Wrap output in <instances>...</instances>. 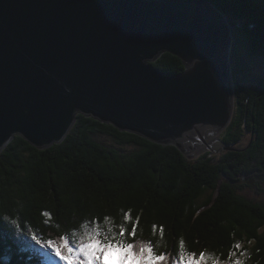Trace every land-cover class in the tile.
Wrapping results in <instances>:
<instances>
[{"label":"trees","instance_id":"trees-1","mask_svg":"<svg viewBox=\"0 0 264 264\" xmlns=\"http://www.w3.org/2000/svg\"><path fill=\"white\" fill-rule=\"evenodd\" d=\"M208 1L233 25L235 112L221 140L239 150L190 160L174 145L82 114L49 148L16 136L0 154V264H66L48 240L62 244L70 233L75 248L90 232L115 239L121 225L132 227L126 212L139 218L128 241L151 243L164 264L180 259L181 240L186 256L203 252L206 263L264 264V204L241 193L243 174L264 178V76L246 84V58H264V0ZM153 66L172 76L185 69L170 53Z\"/></svg>","mask_w":264,"mask_h":264},{"label":"water","instance_id":"water-1","mask_svg":"<svg viewBox=\"0 0 264 264\" xmlns=\"http://www.w3.org/2000/svg\"><path fill=\"white\" fill-rule=\"evenodd\" d=\"M231 22L208 0H0V153L46 149L82 114L191 160L235 111ZM179 75L155 68L162 54Z\"/></svg>","mask_w":264,"mask_h":264},{"label":"snow or ice","instance_id":"snow-or-ice-1","mask_svg":"<svg viewBox=\"0 0 264 264\" xmlns=\"http://www.w3.org/2000/svg\"><path fill=\"white\" fill-rule=\"evenodd\" d=\"M124 220L132 223L131 229L121 225L115 239H100L99 233L88 236L86 242L73 248L67 237H61L62 244H57L52 240L46 242V246L51 247L54 254L66 264H164L167 257L161 253L157 254L151 243H142L139 246L128 241V237L135 238L139 218L133 222L131 213L124 214ZM154 231L156 226H153ZM161 234L163 230L161 229ZM35 239V236L33 237ZM180 259L176 264H203L205 254L200 253L199 258L195 254L185 255L184 241H180ZM239 248V245H235ZM62 249L64 251H62ZM233 253H230V258ZM235 264H241L237 259Z\"/></svg>","mask_w":264,"mask_h":264},{"label":"rangeland","instance_id":"rangeland-1","mask_svg":"<svg viewBox=\"0 0 264 264\" xmlns=\"http://www.w3.org/2000/svg\"><path fill=\"white\" fill-rule=\"evenodd\" d=\"M246 62L248 63V75H247V81L246 84L248 86L256 87V78L263 77L264 76V58H259V59H250L246 58ZM222 133L219 135H215L219 139L221 138ZM250 140V135H246L243 141V145H245L247 142ZM4 150V149H3ZM2 150V151H3ZM227 150V149H226ZM226 150H224L221 153H215L213 151H206L210 152L212 156H215L218 158L219 155L223 154ZM206 152L200 154L199 156L191 159L194 160L196 158H199ZM2 153V152H1ZM0 153V154H1ZM243 177V184H244V189L241 191L243 196L255 201L264 204V181H263V173L261 172H251V173H246L242 175ZM92 235V232L88 233L86 236H84L81 241H79L78 246L84 242L87 241L88 236ZM77 246V247H78ZM64 263V261H63ZM203 264H211V263H206L203 261Z\"/></svg>","mask_w":264,"mask_h":264},{"label":"clouds","instance_id":"clouds-1","mask_svg":"<svg viewBox=\"0 0 264 264\" xmlns=\"http://www.w3.org/2000/svg\"><path fill=\"white\" fill-rule=\"evenodd\" d=\"M226 16V15H225ZM227 18H228V16H226ZM228 20L231 22V20H230V18H228ZM231 25H232V23H231ZM232 31H233V25H232ZM234 40H235V38H234ZM233 46V45H232ZM233 76V75H232ZM235 112V111H234ZM234 116V115H233ZM230 125V124H229ZM222 134H223V132H222ZM221 134V135H222ZM219 139V138H218ZM219 140H221V138L219 139ZM221 142H222V140H221ZM223 143V142H222ZM225 144V143H224ZM211 152V151H210ZM68 239L70 240L71 239V234L69 233L68 234Z\"/></svg>","mask_w":264,"mask_h":264},{"label":"bare ground","instance_id":"bare-ground-1","mask_svg":"<svg viewBox=\"0 0 264 264\" xmlns=\"http://www.w3.org/2000/svg\"><path fill=\"white\" fill-rule=\"evenodd\" d=\"M216 139H218V137L215 136Z\"/></svg>","mask_w":264,"mask_h":264}]
</instances>
